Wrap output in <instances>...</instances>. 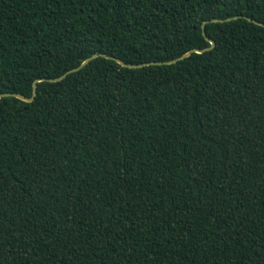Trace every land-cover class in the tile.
<instances>
[{
    "label": "trees",
    "instance_id": "1",
    "mask_svg": "<svg viewBox=\"0 0 264 264\" xmlns=\"http://www.w3.org/2000/svg\"><path fill=\"white\" fill-rule=\"evenodd\" d=\"M254 20L264 0H0V94L98 54L0 98V264H264ZM203 24L210 50L114 59L207 49Z\"/></svg>",
    "mask_w": 264,
    "mask_h": 264
},
{
    "label": "water",
    "instance_id": "2",
    "mask_svg": "<svg viewBox=\"0 0 264 264\" xmlns=\"http://www.w3.org/2000/svg\"><path fill=\"white\" fill-rule=\"evenodd\" d=\"M237 17H242V15H239V16H235L234 18H237ZM247 17V16H245ZM248 19H251L249 17H247ZM229 19H232V18H227L226 20H229ZM225 19H214L213 21H224ZM255 22L261 24V25H264V23L262 22H259V21H256L254 20ZM203 34L204 36L206 37V39L208 41H210L211 43V46L208 47L207 49H191L190 51L186 52L185 54H183L182 56L174 59V60H170V61H165V62H155V61H150V62H144V63H138V64H129L125 61H123L122 59L120 58H114L116 61H118L121 65L125 66V67H130V68H135V67H141V66H145V65H150V64H166V63H172V62H175L179 59H182L184 57H187L189 56L192 52H203L204 50H210L212 48L215 47L216 45V42L214 39H211L210 37L207 36L206 32H205V24H203ZM98 54H93L92 56L88 57L87 59H85L83 62L80 63V65H78L77 67H74L72 69H69L66 73H64L63 75H61L60 77H57V78H37L35 79V81L33 82V94L31 97H27L26 95L24 94H21V93H15V92H5V93H1L0 94V98L1 97H6V96H14V97H17L21 100H24V101H27V102H30L34 99L36 93H37V83L40 82V81H50V82H56V81H60L62 80L67 74L69 73H72V72H75V71H78L80 69H82L84 66H86L91 60H93L95 57H97Z\"/></svg>",
    "mask_w": 264,
    "mask_h": 264
}]
</instances>
